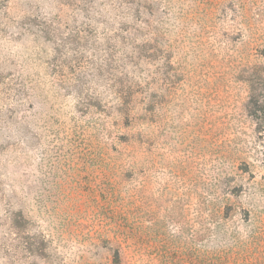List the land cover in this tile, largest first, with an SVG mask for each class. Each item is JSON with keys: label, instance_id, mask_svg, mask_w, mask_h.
<instances>
[{"label": "rangeland", "instance_id": "rangeland-1", "mask_svg": "<svg viewBox=\"0 0 264 264\" xmlns=\"http://www.w3.org/2000/svg\"><path fill=\"white\" fill-rule=\"evenodd\" d=\"M0 264H264V0H0Z\"/></svg>", "mask_w": 264, "mask_h": 264}]
</instances>
